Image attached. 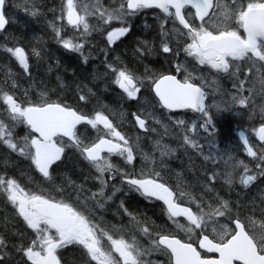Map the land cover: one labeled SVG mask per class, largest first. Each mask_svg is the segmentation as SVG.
<instances>
[{
  "label": "snow or ice",
  "instance_id": "6c2138e0",
  "mask_svg": "<svg viewBox=\"0 0 264 264\" xmlns=\"http://www.w3.org/2000/svg\"><path fill=\"white\" fill-rule=\"evenodd\" d=\"M5 5L6 0H0V31H3L9 23L5 15ZM78 7L81 11L77 10ZM32 8L31 15H37L38 9L34 0ZM145 9H159L165 17L178 21L186 30L184 35L191 40L184 48L187 55L194 57L200 65H208L218 73L235 77L237 82L233 84V88L240 93L244 91L247 76L245 80L239 79L238 65L235 66L234 71H230L234 66L233 62L247 57L252 61L256 72L259 73L264 68V0H123L118 7L111 10L102 8L100 0H96L92 10L88 4L79 3V0H66L64 13L67 23L74 29L79 30L82 26V35H91V31L94 30L88 22V16H98L105 25L113 21L119 22L121 26L107 32V42L111 45L131 31L129 17ZM63 18L65 17L62 16L61 19ZM163 23H167V20ZM233 23L236 27L231 26ZM240 29L246 34L245 36H241ZM53 30L65 49L80 53L83 61L87 63L88 57L84 56L82 51L83 43L74 42L70 38H61V32L55 26ZM161 31L162 35L167 37L168 33L164 31L163 24ZM7 51L18 61L25 73L30 75L29 56L25 50L22 47H15L8 48ZM162 51L170 53L173 49L167 42H163ZM33 55L39 57L40 53L33 50ZM108 67L112 68V65ZM176 70L180 71L179 65ZM112 71H118L114 83L123 90L127 98L137 99L143 81L127 70L112 68ZM248 72L251 73L252 68H249ZM261 84H264V79L261 80ZM152 87L164 108L190 109L203 114L206 119L201 127L205 132L209 131L212 118L206 111L205 93L201 87L190 82L188 77L181 81L175 75L159 76L152 80ZM0 99L8 106L13 121L26 124L32 133L38 134L32 135L31 138L25 136L22 142L14 141L13 129L0 121V142L12 152L29 159L43 177L52 178L50 169L62 160L66 147L76 148L99 173L96 177L100 182L99 190L92 192L90 199L97 203H100L97 197L111 200L116 192L121 190L113 185L111 194L105 196L110 184V180L105 179V173H113L111 179L119 175L121 182L127 185L129 191H135L145 198L163 201L168 218L173 222L176 217H185L189 226L186 228L180 224L177 226L188 234L189 241L199 230L195 245L172 234L156 233V238L151 241V250L167 255L170 264H264V224L259 234L250 235L246 230L245 222L232 213L228 201L221 199L220 206L215 208L208 205L207 211L197 206V212H193L190 207L175 202L173 191L160 182L159 173L146 174L141 171L137 176L117 169L111 163V157H122L131 165L136 159L134 148H139V145L130 143L131 138H126L118 131L107 115L97 111L94 117L89 118L67 104L50 100H41L38 103L26 102V106H22L7 92H3ZM79 99L84 101L86 96L80 95ZM232 102L246 107L248 99L242 95H233ZM133 116L140 129L145 132L149 130L155 132L154 128L147 127V117L142 118L136 113H133ZM177 123L183 125L185 121L178 120ZM80 124L90 125L94 129L98 125H103L106 130L105 136L111 138L98 137L97 141L83 144L76 131L77 125ZM196 128L197 125L193 123L190 131L195 132ZM257 134L259 139L264 141V126L258 129ZM240 135L247 154L253 158L257 157V152L249 145L248 139L243 133ZM65 137L68 138L69 144H65ZM183 141L185 145L194 149L201 147L188 135L183 136ZM209 158L205 157L206 160ZM259 159L264 161V153ZM245 173H247L246 167ZM261 174L264 175V168H261ZM215 178L214 174L208 176L211 182H214ZM256 179L255 175L245 174L240 182L247 187ZM231 182L229 178L228 183ZM0 192L7 196L8 201L16 209V214L34 233L35 238L26 248L23 245L11 246L15 251L21 252L31 264H61L58 250L73 244L82 246L96 264H120L121 260L122 264H145L140 259L145 253L136 245L135 237L129 243L123 238L113 239L108 232L100 229L102 235L110 242L112 250L119 254L120 260L114 259L112 252L106 251L102 246L101 237L97 235L98 226L71 203L25 191L16 179L5 178L4 174H0ZM100 206L103 207V204L100 203ZM121 207H123L122 201ZM125 211L127 212V209ZM220 218H224L226 222L220 223ZM210 226L214 238L205 234ZM141 231L145 235H150L146 227L141 228ZM8 248L9 242L0 235V264H10L9 253L5 251ZM199 249L208 253H217L218 257L202 256Z\"/></svg>",
  "mask_w": 264,
  "mask_h": 264
},
{
  "label": "trees",
  "instance_id": "16d2710c",
  "mask_svg": "<svg viewBox=\"0 0 264 264\" xmlns=\"http://www.w3.org/2000/svg\"><path fill=\"white\" fill-rule=\"evenodd\" d=\"M121 2L123 0H100V6L111 10L118 7ZM34 3L38 9V14L35 16L31 15L33 0H6L5 14L9 23L6 30L0 32V95L3 92H7L18 103H21L22 106H26V102L38 103L41 100L64 103L90 118L94 117L95 113L99 111L107 115L120 128V131L125 133L126 137H148L139 129L137 130L138 125L135 122L133 113L141 115L142 118L147 117L148 122H150L149 114L154 113V110L157 111L155 115L162 113L163 116V111L156 104L153 94H142L141 98L137 101H130L125 94H122L117 89L115 90L110 81L100 83V81L104 80L107 74L105 72L107 71L101 72L98 70V65H84L80 59L72 56L76 54L63 47L60 40L57 39L54 30L50 27L51 16H53V19L55 14V18L60 16V13L64 11L66 0H34ZM79 3L88 4L90 10H92V6L96 4V0H79ZM77 10L81 11L79 7ZM162 18L159 13L154 11L149 12L145 18H129L128 22L133 26V31L119 44L110 48L104 39L105 34L100 31L103 26H106L104 28L108 29V27L116 25L117 22L113 21L111 24L105 25L99 20L98 16H88L87 19H90L92 22L91 26L94 30L91 31V35L86 36L93 35V38H98L104 42L106 44V47L103 48L105 54L113 56V54L119 52L118 57L121 58L122 68L128 67L133 69L134 66L132 65L135 63L133 70H138L139 76L142 75L141 73H144V80H152L163 73L173 72L174 65H178L179 54L183 52L182 46L185 48V45L188 44V36L184 35V32L180 33L175 28H173L172 34L168 33L167 37L163 36L161 24L158 23ZM170 19V22H173V19ZM144 20L146 25L145 30L139 31L135 29H142L141 27H144ZM68 26L71 27L69 24ZM51 31L54 33L53 36L50 34ZM140 32H143V36L138 38L137 36L140 35ZM61 38H70L75 42L79 37H75L71 30L65 29L61 32ZM177 39H179L178 42ZM163 42H167L169 47L173 49V52L163 53ZM54 44H58L60 49ZM90 45L88 42L86 47ZM15 47H22L28 54L30 75L25 73L18 61L7 51L8 48ZM33 50L40 53L39 57L33 55ZM162 63L164 66H159ZM162 69L164 70L161 71ZM95 77L97 79H94ZM140 77L143 78V76ZM147 88L148 86H146ZM80 95H85L86 100L81 101L79 99ZM146 110L152 112L145 115L144 112ZM0 121H3L13 129L14 141L22 142L23 137L28 136L31 138L33 135L25 124L17 123L11 119L8 106L2 99H0ZM165 124L168 126V121H165ZM87 129L84 127L79 131V137L83 144L90 143V140L83 138L84 131ZM171 129V127L167 128L166 133H160V135L162 134L161 136L156 134L155 137L170 139L171 136V138L176 139L175 146L178 150L180 149L181 155H183L184 151L191 154L190 150L181 142L175 129H173V135L169 133ZM158 130L161 132L160 129ZM136 131L138 135H136ZM67 150L63 159L52 168V178L48 179L39 173L29 159L12 152L6 145L0 142V174H4L5 178L16 179L26 191L39 194V190H36V188H43L51 190L58 195H63L67 199L79 200L80 198H84L85 200H90L91 193L96 192L100 187L96 180L97 174L94 168L79 153H76L74 149ZM169 167L171 168V166L164 164V168L160 167L156 171L162 175L168 171H179L176 177L173 178H176L177 181L180 179L182 184L184 183L181 189L183 197L191 198L196 196L202 201L206 198L205 200L208 202L209 200H219V203L221 199L228 201L232 213L237 215L242 222H245L246 228L251 234H253L252 226L258 227L259 233L262 231L261 226L264 224V197L261 193L239 191L235 187L234 192L224 188L225 191L216 192L215 194V191H212L209 194V191H206V185H211L208 178L203 180L204 173L202 177L199 176L198 180L192 179L198 186L197 193L195 194L189 187L191 184H188L187 178L183 177V173L187 172V170L183 169L182 166L180 170H172ZM127 172L135 174L136 169H129ZM162 177L165 179L164 176ZM216 179L218 180V178ZM214 186L216 188L217 184ZM259 189L264 191V187ZM205 192H207L208 197ZM251 193L250 202H243L242 199H247V196ZM124 195L126 197L125 207L120 208L116 206L109 210L105 209L102 215L108 217L110 213H113L119 222L124 221L128 225L139 224L140 226L150 227L161 219V211L155 207H148L142 208L141 212H136L137 215H133L135 219L129 220L128 217L130 216L128 212L129 209L131 210V207L128 200L132 194L126 191ZM134 199L138 202H143L138 198ZM187 205L191 207V205ZM125 209H127V212ZM181 223L184 228L187 226L186 222ZM165 226L166 233H172V229L168 227L166 221ZM28 234L31 233L26 228L25 222L16 214V209L8 201L7 196L3 192H0V235H3L9 242V248L5 251L9 253L10 264H27L22 253L20 254L15 251L11 246L13 244L17 246L23 245L26 248L28 244L26 237ZM175 235L186 242L189 241L184 231L181 234L176 233ZM189 242L194 243L195 241L190 240ZM66 252L68 253V259L72 262L81 259V255L78 254L79 250H75V247L68 248ZM66 256L65 252L60 253L62 262H66Z\"/></svg>",
  "mask_w": 264,
  "mask_h": 264
},
{
  "label": "flooded vegetation",
  "instance_id": "af4514ba",
  "mask_svg": "<svg viewBox=\"0 0 264 264\" xmlns=\"http://www.w3.org/2000/svg\"><path fill=\"white\" fill-rule=\"evenodd\" d=\"M187 11V10H186ZM143 12V11H142ZM232 27H236V25L233 23L231 25ZM142 29L139 28H135L139 31H144L145 27H141ZM211 30V29H210ZM133 31V27H131V31ZM241 36H245L244 32L242 29L239 30ZM139 33V32H138ZM129 35V33L125 36L122 37L120 40H124L127 36ZM143 36V32H140V35H138V38H141ZM119 40V41H120ZM117 41L116 44L119 42ZM120 43V42H119ZM164 53V52H163ZM190 60H188V58L186 57V55L181 52L179 54V60L178 63L180 64L181 62H183L182 64H180V71H176L179 75L182 76V79L184 80L185 77H189L190 81H192L193 83H196V85H199L200 87H202L205 91L206 94L208 95V113H210V116L212 118V125L209 126V131L205 132L203 130V128L201 127V125L203 123H200V129L202 130V132L204 131V134L207 136H214V135H218L221 137V142L218 143V146H221V148H229L230 146H232V143H234L236 140H238V142L240 143V147H242V151L239 152L237 155L241 156L242 160L244 161V171L240 172L241 176H244L245 174L247 175H256V173H260L261 168H264V161H261L259 159L260 155L262 153H264V141H261L259 139L258 136V129L261 126H264V112L262 113H257V112H252L250 111L249 108H244V107H239V108H235L232 106H227L225 109H220V111L215 110L214 106L220 104L221 99L223 101L224 99H229L230 101H232V94H235L236 96H238V94H264V84H261V80L264 79V68L261 69V71L258 73L256 72L255 67H253V63L251 60H248V58H244V60L241 61H235L233 62V68L230 69V71H234L235 70V66L238 65L240 67V71L237 73V76L239 77L240 80H245V77L247 76V79L245 80V84H244V91L242 93L238 92L236 88H233V84L236 83V78L235 77H229L228 74H224V73H218L216 70L211 69L210 66L208 65H200L199 62L194 58L190 56ZM259 63V62H257ZM184 64V65H183ZM159 66H164V64L162 63V65ZM185 67H188L187 71L185 70ZM252 68V72L249 73L248 69ZM164 69H162L161 71H163ZM135 72L134 70L131 71ZM184 73H187L186 75ZM135 74V73H134ZM152 83V81H151ZM149 81H146L144 83V87H141V91L139 94H146V86H148ZM149 87V93L150 94H154L153 93V87L152 84ZM123 91V90H122ZM239 113V114H238ZM200 114L201 113H191V115L194 118H198L200 119ZM262 114V116H261ZM242 115V117H240L238 119V116ZM252 116V117H251ZM215 121V122H214ZM221 122V123H220ZM234 122V123H232ZM197 125V123H195ZM237 124H239V128L240 127H244L245 129H239ZM254 128V129H253ZM253 129V130H252ZM245 132L247 139L249 141V144L252 146L253 150L257 152V157H255L254 159H251L248 157V155L245 153V149L243 147V144H241L240 141V133L241 132ZM231 132V133H230ZM233 139H230L232 138ZM152 144L155 145V143L153 142ZM152 147L151 145L145 144V149L146 150H150ZM207 148V145L205 144L202 149ZM145 152V151H144ZM227 158H229V156H226ZM146 159L145 163H146V167L149 168V170L151 171H156V169L163 167L164 168V164H167L168 166H171L170 169L174 170V169H181V166L183 167V169H191L192 172H190V174H188L187 172L183 173V177L187 178L186 181L188 180V184L190 183L191 185L189 186L192 191L196 194L197 193V188L198 186L196 185V183L193 180H198L199 176H203L204 173L205 175L203 176V180H206L209 176V169L206 166H203L201 164H199V157L196 154V152H194V154H191V160H190V164L188 165L186 163V158L184 159L182 157L181 154L177 153V152H170L169 154H167L165 156V158L163 159L162 162L157 163L156 165H148L147 161L148 158L145 155L144 157ZM174 158H177V160H174ZM234 157L232 156L231 159H233ZM256 161L252 162V160ZM184 161V163H183ZM173 162V163H171ZM255 164H259V166L256 169H252V166H255ZM173 166V167H172ZM245 167L247 168V173H245ZM182 169V170H183ZM199 172H201V175H199ZM179 171H168L164 174V183L169 186L172 190L175 191H179L181 192V189L184 186V183L182 184V181H180V179L177 181L176 178V174H178ZM182 175V174H181ZM180 177V176H179ZM185 181V180H183ZM193 188H192V187ZM209 186L206 185V189H208ZM195 190V191H194ZM207 191V190H206ZM121 192L118 191L117 195L120 194ZM260 193H264L263 191ZM259 193V194H260ZM116 195L115 197V202L117 204V207L121 208V200H123L124 198L121 196V198H118ZM195 199L198 200V198L196 196H193ZM129 205L131 207V212L132 214L135 216L137 215L138 212H141V210H143L142 208H148L149 206L147 204H150L151 207H157L159 206L157 203L154 202H150V201H146V203L144 202H138L136 199H129ZM123 205L125 206V204L123 203ZM137 212V213H136ZM131 217H134V216ZM114 216V224L117 225L119 228L126 230L130 233H134L135 232V228L131 225H128L124 222H119L117 217L115 215ZM129 217V220H133V218ZM117 220V222H116ZM153 229H155L157 232H163L165 231V224L163 222V219H159L157 221V223H155L153 226ZM133 237H135V240L138 239H142L144 241L147 242H151L152 239L156 238V235H148V236H142L140 237L137 234H122V235H118L115 237V239H120L123 238L125 240H127L129 243L132 242ZM112 252L113 258L116 260H120L119 258V254L115 253L114 250H110ZM151 253L150 252H145L144 257H149ZM168 257V256H167ZM143 261L145 262V264H149V260L148 259H143ZM120 264H122V260L120 261ZM151 264H170L169 262V258L165 259L161 256H155L153 257V260L151 261Z\"/></svg>",
  "mask_w": 264,
  "mask_h": 264
},
{
  "label": "bare ground",
  "instance_id": "6f19581e",
  "mask_svg": "<svg viewBox=\"0 0 264 264\" xmlns=\"http://www.w3.org/2000/svg\"><path fill=\"white\" fill-rule=\"evenodd\" d=\"M24 13V12H23ZM55 16H56V14L54 15V19H53V16H51V24H50V27H51V29H53V26H55L56 28H58L59 30H60V32H63V30L61 29V28H59V26L57 25L58 24V22L60 21V19H59V16L58 17H56L57 18V20H56V18H55ZM6 18H7V16H6ZM8 19V18H7ZM53 20V21H52ZM50 34H51V36H53L54 35V33L51 31L50 32ZM93 36V35H92ZM92 36H86L85 35V39H90L88 42L91 44L89 47H86V49L83 51V55L84 56H87L88 57V60H87V63H85L84 61H83V57L81 56V54H76V55H72V56H75L77 59H80V61L84 64V65H89V64H92V65H98V70H100L101 72H105V71H107V72H105V73H107L106 75H105V77H104V81H103V83L104 82H107V81H110L111 82V84H112V87L116 90H118L119 92H120V90H119V87H118V85H116L115 83H114V80H115V78H116V76L118 75V71L117 72H113L112 71V68H116L117 70H127V71H129V72H131L134 68H135V63H134V65H132V66H134L133 67V69H130V68H128V67H126V68H122V65H121V58L120 57H118V55H119V52H116L115 54H113V56H110V55H108V54H105V52L103 51L104 49V47H106V44L104 43V42H102L100 39H98V38H93ZM92 38V39H91ZM57 48H59V46H58V44H54ZM60 49V48H59ZM134 49V48H133ZM87 51H89V52H92V53H88ZM133 53V52H132ZM70 56V55H69ZM127 56V55H126ZM132 64V63H131ZM109 65H112V68H109L108 66ZM137 65H138V63H137ZM142 65V64H141ZM148 65H150V64H148ZM140 66V65H139ZM144 66V65H143ZM137 67V66H136ZM141 67V66H140ZM145 67V66H144ZM148 67V66H147ZM137 71V72H136ZM134 73H135V75L137 76V77H139L140 79H144V73H141L142 75H140V76H143V78L142 77H140L139 76V74H138V70H136ZM141 71V70H140ZM142 72V71H141ZM149 79V78H148ZM101 83V82H100ZM149 88V87H148ZM145 89L146 90V94H150L149 93V89ZM117 92V91H116ZM233 95H235V94H232V96ZM145 96V95H144ZM162 111V110H161ZM150 112H152V111H149V110H146L144 113H145V115H147V114H149ZM154 113H152L150 116H149V120H150V124L151 125H153V126H156V124H157V121L158 120H160V118L162 117V113H159V114H157V115H155V113L157 112V111H153ZM239 114V113H238ZM240 117H242V115H240V116H238V119L240 118ZM221 123V122H220ZM232 123H234V122H232ZM237 126H238V128H239V124H237ZM157 129H160V128H157ZM239 129H245L244 127H240ZM254 129V128H253ZM252 129V130H253ZM117 130L118 131H120V128L117 126ZM121 132V131H120ZM123 132V131H122ZM121 132V133H122ZM124 133V132H123ZM122 133V134H123ZM231 133V132H230ZM125 134V133H124ZM132 135V134H131ZM100 137H104V138H109V136H105V133H100V135H99ZM230 139H233V137L232 138H230ZM149 145H151V147H155V145L154 144H149ZM145 147V146H144ZM229 148H231V146L229 147ZM220 151H224V149H226V148H218ZM142 153H144V151H141L140 152V154H142ZM231 153V154H230ZM239 152L238 151H234V148L231 150V151H229V153L228 154H230L229 155V157H234L233 159H232V162H234V163H236L235 165V168H232V170H231V172H232V179H233V181L235 182V181H239V175H240V172H242V171H244V161L242 160V158H241V156H239V155H237ZM182 157L185 159L186 158V163L189 165L190 164V160H191V154H189V153H187L186 151H184L183 152V155H182ZM200 158L201 159H199V164H201V165H203V166H207L208 167V169H210V167L207 165V163L206 162H204L203 161V159L202 158H205L203 155L202 156H200ZM163 160H160L159 162H157V163H160V162H162ZM241 161L243 162V163H241ZM183 163H184V161H183ZM141 171H139V169L137 168V170H136V174H138L139 175V173H140ZM150 172H154V171H149L148 173H150ZM144 173H146V172H144ZM148 173H146V174H148ZM199 175H201V172H199ZM164 176V175H163ZM94 181V180H93ZM163 182H164V179H163ZM217 185H219V184H217ZM238 187V185H231V187H229V188H227L226 186H225V188L228 190H230V191H232V192H234L235 191V187ZM169 187V186H168ZM208 189H211L210 187L208 188ZM213 191H215L214 192V194L216 193V192H220V190H221V187L220 186H217L216 188H214V189H212ZM260 190L261 189H257L256 190V193L257 194H259L260 193ZM263 190H261V192H262ZM210 192V191H209ZM264 192V191H263ZM240 194H241V192H239ZM123 194V193H122ZM205 194H207V192H205ZM252 197V193L250 194V195H248L247 196V199L245 198V199H242V201L243 202H250V200H249V198H251ZM132 200V199H131ZM199 201H201L202 202V200L201 199H198ZM120 201H122L124 204H125V200L123 199V200H121L120 199ZM130 201L128 200V203H129ZM204 205H206V207L208 206L206 203H203ZM229 204V203H228ZM125 206H126V204H125ZM124 205H123V207H125ZM229 206H230V204H229ZM123 207H121V208H123ZM128 214H129V216L131 217L133 214H132V212L130 211V209H129V212H128ZM131 214V215H130ZM129 218V217H128ZM114 220V219H113ZM116 222H117V220H116Z\"/></svg>",
  "mask_w": 264,
  "mask_h": 264
},
{
  "label": "rangeland",
  "instance_id": "374dc122",
  "mask_svg": "<svg viewBox=\"0 0 264 264\" xmlns=\"http://www.w3.org/2000/svg\"><path fill=\"white\" fill-rule=\"evenodd\" d=\"M65 17V18H63V19H61L60 18V21L58 22V26H59V28H61L63 31L66 29V30H71L73 33H74V36L75 37H79L78 38V40L77 41H75V42H78V43H82L83 41H85V35H82V32H83V29H82V26H81V28L79 29V30H77V29H74L73 27H69L68 26V23H67V20H66V16H65V13L63 12L62 14H61V17ZM91 22H89V24H90ZM94 79H97V77H95ZM104 80H102V81H100V82H103ZM243 96V97H246L247 99H248V104H247V106L245 107V106H240L238 103L237 104H233V102L232 101H230L229 99H224L223 101H221V103L220 104H218V105H216V106H214L215 108H217V107H219L220 109H225L227 106H232V107H235V108H239V107H244V108H249L250 109V111H252V112H257V113H262V112H264V111H262V109H264V94H238V96ZM261 116H262V114H261ZM252 117V116H251ZM177 120H175V122H176ZM103 125H101V127H102ZM152 128H154L155 129V132H153V131H149V134H150V136L152 137V136H154V135H156L157 133L159 134L160 132H159V130L158 129H156L155 127H151V129ZM189 130H190V128H189ZM176 131V130H175ZM164 133V132H163ZM169 133H171V135H173L174 134V132H173V129H171L170 131H169ZM157 138H159L160 139V137H157ZM201 138H203V137H201ZM135 143H138V145H139V143H140V141L139 140H136V142ZM140 146V145H139ZM168 146V145H167ZM171 148V147H170ZM172 150H173V148H171ZM224 149V148H223ZM163 150H164V148L163 147H161V152H163ZM232 149L231 148H226V149H224V151H220L219 149H217L216 151H215V154L213 153V155L211 154V156H212V158L213 159H216L217 161H218V163H219V165L223 168V171H224V173H225V176L227 177V179L229 180V178L231 179V181L232 182H234L233 181V179H232V172H231V170H232V168H235V164L236 163H234V162H232V159H231V157H229V158H227L226 156H229L230 154H228L229 153V151H231ZM145 152L144 153H142L141 154V157H140V161H139V165H138V169H139V171H143V172H146V173H148L150 170H149V168H147L146 167V163H145V161H146V159L144 158L145 157ZM145 160V161H144ZM174 160H177V158H174ZM216 161V162H217ZM216 162H214V164L216 165ZM113 165H114V162L112 163ZM115 166V165H114ZM117 169H119L117 166H115ZM187 170V173L188 174H190V172H192V170L191 169H189V168H187L186 169ZM111 178V176H108V174H106L105 173V179H110ZM116 186V188H118L120 185H115ZM197 190V189H196ZM207 191H209L208 189H206ZM109 191H113V187L111 186H108V188L106 189V192H109ZM195 191V190H194ZM105 192V193H106ZM121 192V191H120ZM121 196L124 198V200L126 199V197H125V195L124 194H122V192L120 193V194H118L117 195V197L118 198H121ZM262 196L264 197V193H262ZM196 205H198V204H196ZM209 205V204H208ZM197 207V206H196ZM220 223H224V221L220 218ZM253 230H256V228H253ZM115 230H113V232H114ZM257 231V230H256ZM116 232V231H115ZM208 232H210L211 233V226L209 227V230H208ZM213 235V234H212ZM101 236H103L102 234H101ZM143 243H147V241H143V240H141ZM102 246L105 248V250L107 249V248H109L111 245H110V242L107 240V242H103L102 243Z\"/></svg>",
  "mask_w": 264,
  "mask_h": 264
},
{
  "label": "water",
  "instance_id": "95a60500",
  "mask_svg": "<svg viewBox=\"0 0 264 264\" xmlns=\"http://www.w3.org/2000/svg\"><path fill=\"white\" fill-rule=\"evenodd\" d=\"M157 10H159V9H157ZM8 25V24H7ZM7 25H6V27H7ZM6 27H5V29H6ZM4 29V30H5ZM3 30V31H4ZM159 99V98H158ZM166 109V108H165ZM168 110V109H167ZM184 110H188V109H182V110H169V111H171V112H180V111H184ZM80 125H82V124H80ZM80 125H77V127L78 126H80ZM38 135V134H37ZM65 138H67V137H65ZM68 139V138H67ZM243 140V139H242ZM163 202V201H162ZM182 218H184V219H186L185 217H182ZM203 250V249H202ZM203 251H205V252H207L206 250H203ZM208 253V252H207ZM209 254H214V255H217L218 256V254L217 253H209Z\"/></svg>",
  "mask_w": 264,
  "mask_h": 264
}]
</instances>
